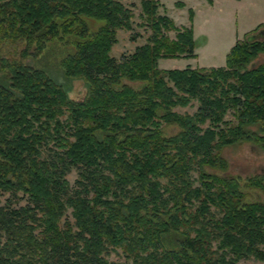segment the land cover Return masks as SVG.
<instances>
[{
	"label": "trees",
	"instance_id": "obj_1",
	"mask_svg": "<svg viewBox=\"0 0 264 264\" xmlns=\"http://www.w3.org/2000/svg\"><path fill=\"white\" fill-rule=\"evenodd\" d=\"M158 8L141 0L150 34L117 60L116 32L133 24L122 0H0V264L264 261V174L212 172L227 166L224 146L264 149V25L224 66L160 69L196 47L192 27ZM55 38L74 47L59 65L84 82L79 101L24 62ZM118 249L123 262L110 260Z\"/></svg>",
	"mask_w": 264,
	"mask_h": 264
},
{
	"label": "rangeland",
	"instance_id": "obj_2",
	"mask_svg": "<svg viewBox=\"0 0 264 264\" xmlns=\"http://www.w3.org/2000/svg\"><path fill=\"white\" fill-rule=\"evenodd\" d=\"M238 0H158V13L171 18L177 27L191 26L193 24V36L196 51L192 58H167L158 61L160 69H183L187 66L192 68L199 67H219L224 66L225 56L230 48L238 41L243 40L247 34L258 27H262L264 22V0H244L243 4L237 3ZM126 7L133 12L132 30H118L116 32L117 43L111 50V55L120 60L122 56L132 53L135 48L143 44L148 35L149 29L138 26L142 22L139 17L141 13V0H122ZM182 3L179 7L177 3ZM193 12L190 20L189 11ZM89 29L97 30L102 21L88 18ZM254 28V29H253ZM247 30H250L246 32ZM174 32H169V37H174ZM10 43V42H9ZM11 47V45H10ZM18 50L21 45L17 46ZM12 50V48H10ZM74 51V47L61 43L60 39H53L46 43V47L39 55H33L30 51L24 62L29 65L43 69L56 81L66 84L69 89V97L79 101L86 94V87L82 80H67L59 65L60 60L64 59L68 52ZM6 61L10 60L11 53L4 52L7 56ZM264 61L262 55L256 62ZM131 85L133 83H130ZM197 107V102L193 101L190 106L177 107L178 113H192ZM227 119H232L228 114ZM167 127V126H166ZM164 130L166 128L164 127ZM255 139V137H254ZM220 155L226 160L227 166L224 170L212 171L222 176H238L241 179L264 174V149L261 148L256 140H245L224 146L220 150ZM70 183H73L76 173L72 171L68 176ZM262 195L258 191L249 190L248 199H260ZM4 198L2 202L4 203ZM25 200H21L23 204ZM110 260L123 262L124 258L118 249L110 256ZM238 264H264L255 258L241 260Z\"/></svg>",
	"mask_w": 264,
	"mask_h": 264
},
{
	"label": "crops",
	"instance_id": "obj_3",
	"mask_svg": "<svg viewBox=\"0 0 264 264\" xmlns=\"http://www.w3.org/2000/svg\"><path fill=\"white\" fill-rule=\"evenodd\" d=\"M242 1H244V0H238L237 3H239V4H243ZM262 22H264V18L260 20V23H262ZM192 27H193V24H192ZM192 29H193V28H192ZM253 29H254V28H253ZM248 31H250V30H247V29H246V32H248ZM193 37H194V36H193ZM195 51H196V48H195ZM209 67H210V66H209Z\"/></svg>",
	"mask_w": 264,
	"mask_h": 264
},
{
	"label": "water",
	"instance_id": "obj_4",
	"mask_svg": "<svg viewBox=\"0 0 264 264\" xmlns=\"http://www.w3.org/2000/svg\"><path fill=\"white\" fill-rule=\"evenodd\" d=\"M260 32H261V31H260ZM260 32H259V33H260Z\"/></svg>",
	"mask_w": 264,
	"mask_h": 264
}]
</instances>
